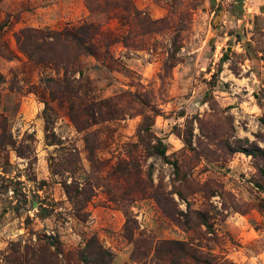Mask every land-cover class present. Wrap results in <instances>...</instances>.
Here are the masks:
<instances>
[{
  "label": "rangeland",
  "instance_id": "obj_1",
  "mask_svg": "<svg viewBox=\"0 0 264 264\" xmlns=\"http://www.w3.org/2000/svg\"><path fill=\"white\" fill-rule=\"evenodd\" d=\"M91 239L264 264V0H0V264Z\"/></svg>",
  "mask_w": 264,
  "mask_h": 264
},
{
  "label": "trees",
  "instance_id": "obj_2",
  "mask_svg": "<svg viewBox=\"0 0 264 264\" xmlns=\"http://www.w3.org/2000/svg\"><path fill=\"white\" fill-rule=\"evenodd\" d=\"M34 30H27V31H23L21 34V37L23 35L28 36V39L31 38V35H33ZM20 36H18V39L22 41ZM23 45L25 43V41H22ZM28 49V48H27ZM26 51V48H25ZM156 151L165 156V148H161V147H155ZM98 243L96 239H91L89 241V243L87 244L86 248L83 250V260L86 264H106L107 263V257L105 255V253L102 252V250L100 249V246L98 244L99 249L96 250L94 249V244ZM169 247H170V252H169V256H170V261L172 264H177L178 260L177 258H174V253L172 252L173 250H175V248H173L174 246H180L181 248L179 249L180 253L182 256L185 255L186 253V248L182 247L183 244H179V243H175V242H170L168 243ZM197 261H201L199 258H195ZM206 263V264H213L212 261H201L200 263ZM199 264V263H198Z\"/></svg>",
  "mask_w": 264,
  "mask_h": 264
}]
</instances>
